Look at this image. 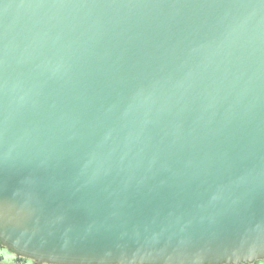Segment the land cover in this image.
<instances>
[{
	"label": "water",
	"instance_id": "1",
	"mask_svg": "<svg viewBox=\"0 0 264 264\" xmlns=\"http://www.w3.org/2000/svg\"><path fill=\"white\" fill-rule=\"evenodd\" d=\"M0 242L264 260V0H0Z\"/></svg>",
	"mask_w": 264,
	"mask_h": 264
},
{
	"label": "flooded vegetation",
	"instance_id": "2",
	"mask_svg": "<svg viewBox=\"0 0 264 264\" xmlns=\"http://www.w3.org/2000/svg\"><path fill=\"white\" fill-rule=\"evenodd\" d=\"M0 264H49V263L37 262L33 259L18 256L9 247L3 245L0 242ZM242 264H264V260H258L252 263H242Z\"/></svg>",
	"mask_w": 264,
	"mask_h": 264
},
{
	"label": "snow or ice",
	"instance_id": "3",
	"mask_svg": "<svg viewBox=\"0 0 264 264\" xmlns=\"http://www.w3.org/2000/svg\"><path fill=\"white\" fill-rule=\"evenodd\" d=\"M20 250H23V248L21 247Z\"/></svg>",
	"mask_w": 264,
	"mask_h": 264
}]
</instances>
